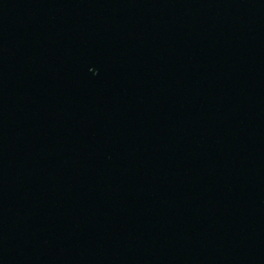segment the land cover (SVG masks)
I'll return each instance as SVG.
<instances>
[{
	"label": "water",
	"instance_id": "obj_1",
	"mask_svg": "<svg viewBox=\"0 0 264 264\" xmlns=\"http://www.w3.org/2000/svg\"><path fill=\"white\" fill-rule=\"evenodd\" d=\"M0 264H264V0H0Z\"/></svg>",
	"mask_w": 264,
	"mask_h": 264
}]
</instances>
